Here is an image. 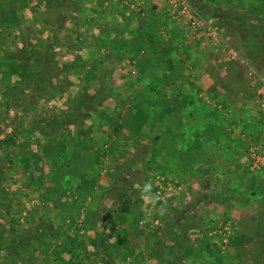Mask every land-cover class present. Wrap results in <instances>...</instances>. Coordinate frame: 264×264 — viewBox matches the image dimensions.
<instances>
[{
    "label": "rangeland",
    "instance_id": "rangeland-1",
    "mask_svg": "<svg viewBox=\"0 0 264 264\" xmlns=\"http://www.w3.org/2000/svg\"><path fill=\"white\" fill-rule=\"evenodd\" d=\"M192 81L206 132L196 151L198 124L182 113L194 95L177 97ZM254 102L264 105V0H0V264H264L258 202L241 201V177L207 169L223 155L210 146L264 131ZM83 103L78 127H43ZM149 106L185 118L121 129ZM83 164L90 190L61 191Z\"/></svg>",
    "mask_w": 264,
    "mask_h": 264
},
{
    "label": "crops",
    "instance_id": "crops-1",
    "mask_svg": "<svg viewBox=\"0 0 264 264\" xmlns=\"http://www.w3.org/2000/svg\"><path fill=\"white\" fill-rule=\"evenodd\" d=\"M194 88L196 89L195 92H194V90H192ZM200 88H201V86H199V89ZM197 91H198V85H197V82H194V81H192V86L186 85L185 87H181V89H180V87H177V97L179 99H181V101L189 99L190 95L191 96L194 95L193 96L194 99L190 102L191 106L193 107V109L189 110V108H190L189 106H185V107L183 106V112H182L183 114H186L184 112H187L188 116L191 117V119L193 121V124L194 123L198 124L197 127H193L196 130H195V132H193V136H194V140L195 141H193V144H192V151H196L197 149L200 148V144H201L200 140L203 138V136H205V133H206V132L202 133L203 129L201 130L199 128V125L202 124L201 120H203V115H202V111H197L196 107H195V104L197 103L196 102L197 101L196 98H198L197 97ZM164 95H165V92H164V94L162 96H164ZM223 96H226V95H223ZM153 97H155V96H153ZM202 97L203 96L201 94V96L198 98V100L200 98H202ZM208 97H210V96H208ZM154 100H155V98H154ZM151 101H153V100H151ZM149 107L150 108L147 109L146 113H148V115L150 116V119H151L149 121V126L150 127H152V126H162L163 124H166L167 120H169L171 122L174 119L179 120L180 118L181 119L185 118L184 116L181 117L182 113H177L176 115L171 116L169 113H166L165 110L162 111L161 107H156L155 109H152L151 106H149ZM253 107H254V109L257 112H259L261 110L260 107H264V105H262V106H260L258 108V106H256L255 102H254ZM262 112H264V110ZM210 118H211V121H213L214 117L212 115L208 116L207 120H210ZM247 118H248V116L245 115V116H243L242 119H247ZM240 125L243 126V123H240ZM207 130L210 132V128L205 127L204 131H207ZM216 132H219V133H216ZM250 132H253V130L251 129ZM262 132L259 131V133H255L256 135L252 138V139H254L255 142H252V143H251V141H249V140L247 141L246 140L247 138H246V136L244 134L242 135V130H241L240 133H234V139H238V140H240L242 142V143L240 142V144H242V145L239 146L238 148L237 147L233 148L232 146L225 145V144H224V146H220V144H218L215 147L214 146H210V151L209 152H213L214 149H215V151H217L219 153H222L223 155L222 156L218 155V157L215 158V160H214V158L212 159L210 157V160H208V163H210V164H209V167L207 166V169L209 170V172L211 171V173H214L213 177L217 176V177H221V178L223 177V179H226L229 174L230 175L234 174L233 176L237 175V176L241 177V179L243 180V187H242L241 191L245 192V194L243 193V195L241 197V201L245 200V205H247V206L248 205L252 206L256 201L258 202L257 203L258 206H257L256 211H255L256 212V214H255L256 216L254 214H252V215L255 216V218H256L255 221L256 222L258 221L260 226L264 227V195H263L264 193L261 192V194H257V191H259L258 187L255 190L254 189L252 190L249 187V185H251L252 178L255 179L256 182L264 184V175H261V173H260V172H262V169H264V166H262L261 170H259V171H253V173H255L254 175L252 173L251 174H246L245 171L243 172L244 167L247 168V165H248L247 159L245 158V153L248 152L247 147L249 149L250 148H254L256 150H259L260 154H263V149H264L263 148V146H264V131H262ZM221 133H223V132L222 131H215V136H217L218 134L221 135ZM184 134L186 135V132L181 131V135L184 136ZM224 134L226 135L225 130H224ZM227 136L231 137L230 134L227 135ZM258 146L261 147V148H259ZM230 151L231 152H237L238 155L236 156V159L232 158V160H231V158L228 156V153ZM249 166H250V164H249ZM226 168H228V170ZM223 169H226V170L224 171ZM231 169L232 170H236L237 169V173H233L231 171ZM217 171H220V172H217ZM242 173H243L244 176H241ZM253 176H256V177H253ZM241 209L243 210L244 208H241ZM241 212L244 213V211H241ZM244 215L245 214H243V216ZM252 215H251V217H252ZM261 230H264V229H261Z\"/></svg>",
    "mask_w": 264,
    "mask_h": 264
},
{
    "label": "trees",
    "instance_id": "trees-1",
    "mask_svg": "<svg viewBox=\"0 0 264 264\" xmlns=\"http://www.w3.org/2000/svg\"><path fill=\"white\" fill-rule=\"evenodd\" d=\"M52 47L49 48V50L46 52V63L44 61V74L46 72V68L48 67L49 63L52 61L53 58V51H52ZM16 69V68H15ZM22 73L23 74H28V68L27 67H22ZM16 72V70H15ZM21 72L18 71V74H22ZM42 74V73H40ZM31 75L26 79V81H29ZM155 97H153L152 95L149 96L150 101L154 100ZM88 104L87 103H83L82 105H78L75 106V108L73 107V112L69 115H65V116H57V117H52L49 119H45L43 121V123L45 124L46 128H50L53 130H60V129H65L68 128L69 126H74V127H78L80 124V122L78 121L79 118L82 119V121L84 122V113L83 111L85 109H88ZM147 111H145L144 113L142 112H131L128 115H126L125 117H122L124 120L121 123V129H125L127 130L129 133H136V134H140V130H142V126H149V121L150 116L148 115V113H146ZM128 120H131L133 123L132 127L129 126ZM9 141H4L1 142L0 141V149L2 148L3 145L8 146L9 147ZM64 149H62L61 151H63ZM77 151V150H76ZM79 156V155H78ZM62 158V157H61ZM60 158V159H61ZM80 158V156L78 157ZM55 159H56V154H55ZM90 166L83 164V166L81 167V170L79 172V174L81 175V180L79 181L80 183H73L72 181L66 182L63 186L60 187L61 191H65L64 187H69L71 190L73 189L76 192H80V193H84L86 190H90V185L92 183L93 179V175L91 174V172H89L90 170ZM86 172V173H85Z\"/></svg>",
    "mask_w": 264,
    "mask_h": 264
},
{
    "label": "built area",
    "instance_id": "built-area-1",
    "mask_svg": "<svg viewBox=\"0 0 264 264\" xmlns=\"http://www.w3.org/2000/svg\"><path fill=\"white\" fill-rule=\"evenodd\" d=\"M251 157H252V167L251 170H260V168L264 165V155L260 154L259 150H256L254 148L251 149L250 151Z\"/></svg>",
    "mask_w": 264,
    "mask_h": 264
}]
</instances>
